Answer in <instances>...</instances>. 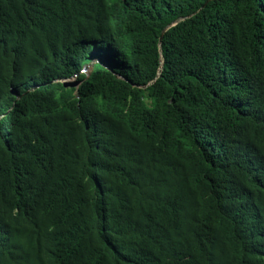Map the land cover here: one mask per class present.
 Wrapping results in <instances>:
<instances>
[{"label":"trees","instance_id":"obj_1","mask_svg":"<svg viewBox=\"0 0 264 264\" xmlns=\"http://www.w3.org/2000/svg\"><path fill=\"white\" fill-rule=\"evenodd\" d=\"M0 264H264V0H0Z\"/></svg>","mask_w":264,"mask_h":264},{"label":"rangeland","instance_id":"obj_2","mask_svg":"<svg viewBox=\"0 0 264 264\" xmlns=\"http://www.w3.org/2000/svg\"><path fill=\"white\" fill-rule=\"evenodd\" d=\"M97 62H99L97 59L96 60H93V61H91V64H89L86 68H85V73H88V71H89V69H90V67H91V65H93L94 63H97ZM74 82L75 81H73V79L72 80H69V81H67L66 83H68V84H74ZM72 86H74V85H72Z\"/></svg>","mask_w":264,"mask_h":264},{"label":"water","instance_id":"obj_3","mask_svg":"<svg viewBox=\"0 0 264 264\" xmlns=\"http://www.w3.org/2000/svg\"><path fill=\"white\" fill-rule=\"evenodd\" d=\"M86 67H87V66H86ZM86 67H85V68H86ZM64 85H65V86H69V85H71V84L65 83ZM72 85H74V84H72Z\"/></svg>","mask_w":264,"mask_h":264}]
</instances>
